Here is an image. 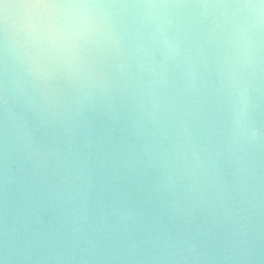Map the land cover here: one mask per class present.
<instances>
[{"label":"water","instance_id":"1","mask_svg":"<svg viewBox=\"0 0 264 264\" xmlns=\"http://www.w3.org/2000/svg\"><path fill=\"white\" fill-rule=\"evenodd\" d=\"M95 2L173 7L110 9L119 44L99 31L76 82L58 73L46 92L29 75L24 10L0 24V264H185L190 244L206 258L189 264H264V142L228 140L218 102L233 10ZM74 15L32 20L47 34L49 17Z\"/></svg>","mask_w":264,"mask_h":264},{"label":"clouds","instance_id":"2","mask_svg":"<svg viewBox=\"0 0 264 264\" xmlns=\"http://www.w3.org/2000/svg\"><path fill=\"white\" fill-rule=\"evenodd\" d=\"M169 4H111L95 0H81L57 5L51 9L73 10L75 15L70 26H61L49 17L47 34L40 31L32 21L25 24L26 38L34 46L31 53L25 52L29 75L36 85H43L46 92L58 73H63L71 83L76 82L77 74L87 62L88 45L95 40L99 31L111 28L112 42L119 44L120 36L116 30V20L109 11L114 8L167 9ZM224 10H233L230 42L233 51L230 59L224 61L221 70V86L218 90V102L223 114V128L227 139L240 150L264 142V135L256 127L257 114L261 111V97H264V0H250L245 3H228L210 6ZM10 6L5 5L8 13ZM170 19H163L151 34L152 40L163 37L165 25L171 26ZM166 46H173L180 54L179 41L162 40ZM43 49V50H41ZM193 79H195L194 74ZM16 88L9 90L5 85L4 105L10 127H15V114L11 107ZM190 255L180 253L185 264L190 261L202 262L206 254L197 246H188ZM14 255V254H13ZM15 256V255H14ZM172 257L163 259H174Z\"/></svg>","mask_w":264,"mask_h":264},{"label":"snow or ice","instance_id":"3","mask_svg":"<svg viewBox=\"0 0 264 264\" xmlns=\"http://www.w3.org/2000/svg\"><path fill=\"white\" fill-rule=\"evenodd\" d=\"M81 2V0H0V24L7 25L8 13L5 11V5L12 9H22L25 24H30L34 12H47L49 9L66 3ZM250 0H197V6L209 8L214 5L228 3H245Z\"/></svg>","mask_w":264,"mask_h":264}]
</instances>
